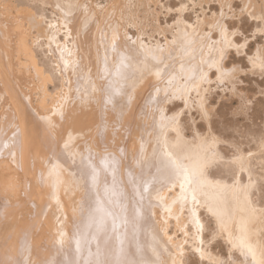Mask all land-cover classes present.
Masks as SVG:
<instances>
[{
  "label": "bare ground",
  "instance_id": "obj_1",
  "mask_svg": "<svg viewBox=\"0 0 264 264\" xmlns=\"http://www.w3.org/2000/svg\"><path fill=\"white\" fill-rule=\"evenodd\" d=\"M105 1L0 0V264H264V128L229 141L209 104L245 45L232 0L169 24ZM241 7L264 31V0Z\"/></svg>",
  "mask_w": 264,
  "mask_h": 264
},
{
  "label": "rangeland",
  "instance_id": "obj_2",
  "mask_svg": "<svg viewBox=\"0 0 264 264\" xmlns=\"http://www.w3.org/2000/svg\"><path fill=\"white\" fill-rule=\"evenodd\" d=\"M85 1H87L89 3L92 2L93 4L96 1V2H99L101 5H104L106 3L105 0H95V1L85 0ZM209 1L207 3L206 0H205V2L203 0H200V1H198V0H143L141 2V10L142 11L140 10V12H138L139 13L138 17H140V15H142L140 17V19L142 18L141 20H143L144 19L143 17L146 16V12L144 10H146L148 8V10L151 12V15L153 14L152 16H156L157 18L159 17L160 21H162L164 23L168 22V24H169V23L176 20V18L179 15L177 12V9L182 7V6H184V8H185V12H184L186 14L185 17L189 21H192V20L194 21L195 18L200 19V17H203V15L205 17H207L208 19H210L209 17H211V18L221 17L223 13H221L220 11L224 12L225 14H226V12H227V14L229 13L228 15L227 14L224 15L225 16L224 19L226 22H228V24H229L228 26L230 27L231 30L237 29L238 33L235 31L236 35H234L237 39L236 41L239 44H242L243 42H245V45L243 46L242 50H239V49L233 50V48H230L229 52H227L226 57L223 59V62L227 66V68L233 67L232 72H235L234 75L232 73L233 79H234V85L233 86H231L229 83L226 84L227 81L225 82L226 85L223 83V81L221 83L219 82V84L217 82L212 81L215 78V72H214V70H212V77L210 80L212 83L210 82V85L213 86V89L211 86V88H210V96L211 97L209 96V98H210L209 104L211 106H214V108L212 107L211 110L213 112H215L214 115H216V116L213 117V121H215L217 123L216 124L215 122H213V127H217V128H215V130L217 129L216 132L218 131V133L219 132L222 133V134L219 133V135H221L223 137L225 135L224 138L229 140V141H230V139H231V141L233 140L234 142H237V140H238V142L244 144V146L248 141L249 143H247V145H252L253 142H252L250 137L245 135L246 132H248V131L250 132V130L252 128H254V126L255 127L259 126L262 132H263V128H264V126L261 127V125L264 124V116H263L264 115V111H263L264 110V95H263V93H264V73L261 72L260 70L258 71V69H256L257 67L252 68L248 58H250L249 56H251L254 53L256 47L260 46L263 49V47H264V31H261L260 19H258V18L255 19L252 16L250 17L248 13H246L244 10H242V7H241L242 0H232L231 1V8L232 9L231 8L230 9L232 10V12L230 11V9L223 6V8L225 7L224 8L225 10L227 9L225 12L223 10V8L220 5H218V3H219L218 0H209ZM2 2H3V4L5 3L6 5L7 4L12 5L13 3H15L14 0H2ZM46 9H47V11H46ZM49 11H50L49 5L46 4L45 5V13L48 15ZM201 11H202V13H201ZM240 12H241V14H240ZM219 13H221V16H219L220 15ZM205 14H208V15H205ZM209 15H211V16H209ZM154 19L155 18L153 17V20ZM233 21H234V23H233ZM256 23L258 24V26H256L257 25ZM133 31H134V29H133ZM257 44H258V46L255 47V45H257ZM236 66H237V68H236ZM234 68H236L235 69L236 71H234ZM238 79H239V82L237 81ZM224 87H225V89L223 90ZM234 89H236L237 91ZM244 99H246V100H244ZM247 100L249 101L248 105L243 104L245 102L247 103ZM240 101H242V102H240ZM239 107L240 108L242 107L241 110L243 112L239 109ZM244 110H245V112H244ZM191 112H192L191 115L194 117L195 116V109H193V111L191 109ZM225 115H227V117H226L227 119L225 118ZM243 116H244V118L242 120ZM216 117H217V119H220V120H217ZM196 118H197V122H199V124L197 123L198 124V127H197L198 131L199 132L203 131L205 128L201 124L203 122L202 118H200V117H196ZM258 118L261 119V121ZM229 119H230V121L234 120L237 122L233 121L232 124H230ZM248 120H250V121H248ZM254 120H256V121H254ZM226 121H228V123ZM245 121H246V123H245ZM254 122H255V124H254ZM237 123L240 124V126ZM242 123H245V125L243 126ZM224 124H226V125H224ZM234 124H237L239 127L234 126ZM246 124L248 125V127H250V130L248 129ZM230 125H232L234 127L232 128ZM250 125H252V126H250ZM229 130L231 132H229ZM262 132L259 131L260 135L262 134V136H263ZM229 135L231 137H229ZM242 136L244 137V139L242 138ZM234 138H236V139H234ZM239 138H240V140H239ZM11 166H12V163H11ZM13 167L16 168L17 165L13 164V166L11 168H13ZM0 168H3V167L0 166ZM6 172L8 173V171H6ZM23 176L24 175H22L21 177H23ZM23 179H24V177H23ZM17 185L15 184L16 189L19 190L20 184L17 183ZM1 186H3V185H1ZM3 187L6 188V186H3ZM13 188H15V187H13ZM13 191H15V189ZM25 193H27L26 190L25 191L23 190L21 192V195L25 194ZM19 203H21V202L19 200H16V202H13L12 205H15V208L18 209V207H20L22 205V204L20 205ZM177 235H180L179 231H177ZM220 238L222 239V241L224 240L223 237L218 236L217 238H214V239H216V240H214V243H213V241L211 242V243H213L211 245L213 247L212 250L218 251L221 256H224V258H226L227 257L226 255L228 254L227 250H228L229 246L227 245L228 247L225 249L224 248L225 241H223L224 244H222L223 242H221ZM188 245H190V244H188ZM189 249L191 250L190 246H189ZM187 252H189V251L187 250Z\"/></svg>",
  "mask_w": 264,
  "mask_h": 264
}]
</instances>
